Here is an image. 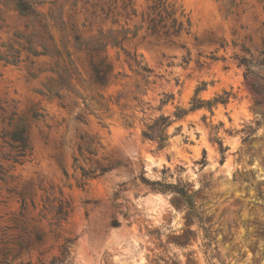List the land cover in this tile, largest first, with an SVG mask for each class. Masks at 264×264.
<instances>
[{"label": "rangeland", "instance_id": "1", "mask_svg": "<svg viewBox=\"0 0 264 264\" xmlns=\"http://www.w3.org/2000/svg\"><path fill=\"white\" fill-rule=\"evenodd\" d=\"M31 1L39 16L0 0V264H264V0H167L190 20L183 46L133 36L145 0L132 20L121 0L108 16ZM124 28L100 85L81 42ZM160 115L163 146L142 135ZM17 128L22 164L3 157ZM53 197L64 220L42 210Z\"/></svg>", "mask_w": 264, "mask_h": 264}, {"label": "trees", "instance_id": "2", "mask_svg": "<svg viewBox=\"0 0 264 264\" xmlns=\"http://www.w3.org/2000/svg\"><path fill=\"white\" fill-rule=\"evenodd\" d=\"M145 1H147L146 8L140 13V24L138 26L134 25L133 36L139 29L144 28L145 33L150 36L167 40L172 44H179V46H183L178 42L183 35L189 34L190 31V20L183 10L167 0ZM4 2L10 3L20 14L33 16L40 15L31 0H4ZM115 3L116 0H97V2L94 3V6L98 7L102 14L108 16L109 14L114 15L117 8ZM134 4V0H121L120 9L125 12V17L128 20H132V16L137 15ZM125 23L127 24L128 22L126 21ZM46 25L47 23L44 22L43 26L45 27ZM128 32L129 30L126 28L120 31L109 29L105 33L100 31L97 36L81 42V45H83L85 49L89 50V65L93 80L96 83L104 85L111 79H117V75L120 73H113L110 63L106 62L107 56L103 55L100 57L99 53L104 52L108 44L111 46H117L121 40L126 37ZM78 40L79 37L75 36V41ZM29 43L31 42L29 41ZM39 45L43 47L42 53L35 52L31 47H29V49H31L30 52L34 55L44 54L47 51L46 44L41 42ZM134 61L143 72H150L149 68L140 64L141 62L136 61L135 59ZM239 64L245 66L247 73H252V67L256 65V62L242 57L239 60ZM67 75L68 74L66 72V76ZM58 78L60 79L58 83L59 85L57 87L48 88V92H50L53 96L60 97L59 86L62 84L68 85L69 81L65 80V77L63 78L62 74H59ZM253 86L257 93H261L259 84H253ZM197 102H199V100H197ZM199 105V103H196L192 106V108H196ZM182 113V110H178L176 112V116L179 117ZM169 122V116L160 115L152 123L146 126V128L142 131V135L147 138H157L160 146H163L167 138L165 128L168 126ZM8 138L10 151L3 157L8 161H11L12 164H22L24 158L30 154L31 151L29 142L24 135V129L17 128L11 131L8 134ZM84 174L88 175L87 172ZM0 179H3V177H0ZM66 203L67 202L61 198H46L42 210L49 212L51 214V218L56 221L64 220L67 214ZM23 209L24 204L21 205V211ZM41 239V235L37 233L33 242L37 243Z\"/></svg>", "mask_w": 264, "mask_h": 264}]
</instances>
